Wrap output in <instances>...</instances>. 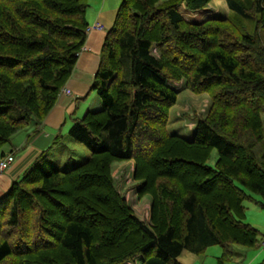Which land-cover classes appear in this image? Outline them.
Here are the masks:
<instances>
[{
    "label": "trees",
    "instance_id": "1",
    "mask_svg": "<svg viewBox=\"0 0 264 264\" xmlns=\"http://www.w3.org/2000/svg\"><path fill=\"white\" fill-rule=\"evenodd\" d=\"M210 1H121L91 85L101 107L61 143L89 154L63 168L43 153L11 183L0 197V264H181L183 251L215 245V264H226L240 255L234 245L261 247L244 201L264 210V0H225L226 15L199 22L180 13ZM87 6L0 0V148L54 105L85 43ZM181 88L211 97L190 138L167 131ZM130 159L139 197H151L150 226L111 175Z\"/></svg>",
    "mask_w": 264,
    "mask_h": 264
},
{
    "label": "crops",
    "instance_id": "2",
    "mask_svg": "<svg viewBox=\"0 0 264 264\" xmlns=\"http://www.w3.org/2000/svg\"><path fill=\"white\" fill-rule=\"evenodd\" d=\"M121 1L87 0L88 31L86 40L74 69L61 88L54 105L40 122L32 123L17 131L10 142L0 148V160L9 159L8 167L0 172V197L9 189L14 180L21 177L39 155L46 153L53 157L54 151H60L61 143L67 141V133L74 120L82 118L90 110H97L101 107L100 98L91 89V85L99 66L100 51L104 39L114 24ZM179 9L182 15V9L187 11L184 5H181ZM202 10L191 13H199ZM218 15L213 17L218 18ZM188 21L199 22L202 20L189 19ZM95 24L102 25V28H95ZM246 221L260 229L259 226H264V210L258 206L248 209ZM262 231L264 234V230ZM252 253L254 252H242L231 262L232 264H255L260 260L261 253ZM197 256L183 251L178 257V261L181 264H195Z\"/></svg>",
    "mask_w": 264,
    "mask_h": 264
},
{
    "label": "rangeland",
    "instance_id": "3",
    "mask_svg": "<svg viewBox=\"0 0 264 264\" xmlns=\"http://www.w3.org/2000/svg\"><path fill=\"white\" fill-rule=\"evenodd\" d=\"M163 1V0H162ZM182 13L186 20H206L214 18L213 16L221 17L228 13V6L225 0H212L202 10V12L189 13L182 9ZM211 104V97L208 93H194L186 88L178 89L177 101L169 109L167 131L170 134H177L184 138H190L193 135V128L196 120L206 115ZM72 146L71 151H54V158L60 160L61 166L64 168L67 165V160L72 158L76 161H81L85 158L89 152L87 148L79 143L70 141ZM69 145V146H70ZM217 159V152L212 151L211 156L208 160V164L213 165ZM135 162L133 159L125 161H114L111 164V175L114 180L119 193L124 197L126 203L132 208L137 218L144 221L150 226V215H151V197L145 194L139 197V185L143 180L134 177ZM98 181L102 179L97 178ZM61 198V197H60ZM63 198V197H62ZM244 205L247 210L255 208L257 205L250 201H244ZM260 229L264 230V226H259ZM260 230L262 233L263 231ZM239 253L254 252L261 253L260 260L255 264H264V249L262 247L248 248L239 245L233 246ZM221 254V248L218 245L208 247L204 253L197 256V263L195 264H215L216 257ZM238 257V256H237ZM185 262V261H184ZM126 264H140V259L135 258L133 262ZM226 264H232L229 261Z\"/></svg>",
    "mask_w": 264,
    "mask_h": 264
},
{
    "label": "built area",
    "instance_id": "4",
    "mask_svg": "<svg viewBox=\"0 0 264 264\" xmlns=\"http://www.w3.org/2000/svg\"><path fill=\"white\" fill-rule=\"evenodd\" d=\"M95 28L101 29L102 25L100 24H95L94 25ZM87 31H88V27H87ZM9 165V159L5 158V159H1L0 160V172H2L4 169H6ZM261 247L264 249V238L261 241Z\"/></svg>",
    "mask_w": 264,
    "mask_h": 264
}]
</instances>
